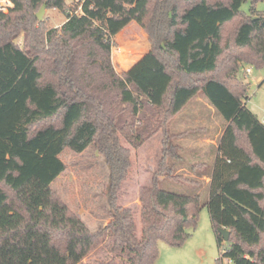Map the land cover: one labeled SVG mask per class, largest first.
Returning a JSON list of instances; mask_svg holds the SVG:
<instances>
[{"label": "trees", "instance_id": "1", "mask_svg": "<svg viewBox=\"0 0 264 264\" xmlns=\"http://www.w3.org/2000/svg\"><path fill=\"white\" fill-rule=\"evenodd\" d=\"M245 1L83 0L82 13L69 16L65 0H12L0 11V264H79L107 235L122 257L96 264H152L158 241L181 245L200 197L158 182L182 178L166 126L200 93L225 121L207 199L219 244L217 229L229 231L221 257L264 264V123L246 106V84L236 76L241 62L264 61V14L255 8L264 0H248V14ZM44 3L66 13L60 28L36 17ZM130 22L150 48L118 73L113 38ZM158 133V166L138 190V235L132 209L117 204L130 168L120 137L139 149ZM90 145L109 168L112 219L96 230L51 187L65 169L59 154Z\"/></svg>", "mask_w": 264, "mask_h": 264}, {"label": "rangeland", "instance_id": "2", "mask_svg": "<svg viewBox=\"0 0 264 264\" xmlns=\"http://www.w3.org/2000/svg\"><path fill=\"white\" fill-rule=\"evenodd\" d=\"M65 3L71 9L75 8V0H65ZM255 8L264 14V1L257 2ZM241 9L248 14L250 12V2L247 0L242 3ZM42 21L47 29L60 28L66 22V13L56 8H45ZM22 37L23 33L20 32L15 41L18 44L21 43ZM113 40L114 45L111 48L110 57L118 73L127 70L131 61H136L150 48L146 33L135 22H130L114 36ZM247 68H250L248 73H246ZM236 76L246 84V106L260 120H263L264 61L261 64L241 62ZM197 96L206 101L203 94L200 93ZM212 109L214 110L213 107ZM186 110L188 111L189 108ZM200 111L202 117L207 121L206 130L210 136L213 130L217 134L220 127H224V119L215 110L212 113L205 107H200ZM187 117V115L178 116L175 125L180 130L186 127V123H189ZM219 121L222 125L219 124ZM166 128L171 133L172 125L170 121ZM191 136L193 135H189V137ZM162 137V133L156 134L149 142L147 141V145L139 149L130 147L128 142L123 137H120V143L130 149V168L126 179L122 182L117 192V204L132 209L138 235L141 232L138 190L141 186H149L151 184L152 176H149L152 167L156 170L158 166L162 149ZM173 142L177 143L175 140ZM203 148L204 152L194 151L188 146H185V149L181 152L178 150L182 155L183 163H201L200 167L197 166L191 170L192 173H195V177L190 174L184 175L185 171L183 170L178 171L181 167L180 165H182L179 161L173 164L175 172L181 174L183 179L175 181L168 177H159L158 187L160 189L179 194L198 195L201 201V208L198 211L195 226L192 224L186 226V231L189 235L181 245L174 246L164 241H158L157 257L152 264H232L228 259L221 257V253L228 243L222 240L219 244L216 230L210 220L207 207L208 182L197 178V175L201 173H211L217 147L205 144ZM198 154L201 155L199 156L200 158L196 156ZM59 158L65 164V169L51 183L54 192L90 230H96L98 227L107 224L112 217L107 201L109 168L103 155L99 153L94 145H90L80 153L65 148L59 154ZM156 161L157 164H155ZM154 165L156 166L154 167ZM185 178L193 180L187 181L184 180ZM121 257L122 255H116L111 251V239L107 235L100 245L88 253L79 264H96L100 260L108 259L120 261Z\"/></svg>", "mask_w": 264, "mask_h": 264}, {"label": "crops", "instance_id": "3", "mask_svg": "<svg viewBox=\"0 0 264 264\" xmlns=\"http://www.w3.org/2000/svg\"><path fill=\"white\" fill-rule=\"evenodd\" d=\"M134 62H135V60L131 61V63L129 64V67ZM189 102H188L189 104L187 103L186 106H184V108H182V110H180L177 114H175L173 116V118L170 120V124L172 125V131H170L171 132L170 134L173 136L172 141L175 140L177 142L175 144L177 145L178 150L180 152L185 149V146H188L192 150L199 151V152H204L203 147L205 144H209V145L217 147V143H218L219 138L221 137V135L223 133L224 127L223 128L220 127V130L217 134H215L216 132L213 130L211 132V136H210V134L206 130V128L208 126L207 121L205 118L202 117L200 107H205L207 110H210L212 113L214 110L200 96H195ZM188 108H189V110L187 111L186 109H188ZM184 115L188 116L187 121H189V123H186V127L184 129L180 130L175 125V123H176V120L178 119V116H184ZM261 121L263 122V120H261ZM219 124L222 125L220 121H219ZM207 133H208V135H207ZM195 134H197V135L195 136ZM189 135H193V136L189 137ZM212 135H213V137H212ZM148 142H146L143 146L147 145ZM143 146H141V147H143ZM196 156L199 157L201 155L198 154ZM157 161H158V158H157ZM157 161L155 164H157ZM178 161L180 163H182V165H180L181 167L179 168L178 171L183 170V171H185L184 175L190 174L192 177H195L196 175H195V173H192L191 168L194 169V167H197V166L200 167L201 166V163H199V164L183 163L181 154H180V158L174 160L175 163ZM155 166L156 165H154V167ZM154 170L155 169H153V167H152V170H151L149 177H151L153 175ZM206 174L207 173H201V174L197 175V178L200 180H205L206 182L209 183V181H210V177L208 175L209 173L207 175Z\"/></svg>", "mask_w": 264, "mask_h": 264}, {"label": "built area", "instance_id": "4", "mask_svg": "<svg viewBox=\"0 0 264 264\" xmlns=\"http://www.w3.org/2000/svg\"><path fill=\"white\" fill-rule=\"evenodd\" d=\"M83 0H75V2H78V5L74 9H68L66 12L69 14V16L75 15V14H81L82 9H81V4L80 2ZM12 7V0H0V11L1 12H8L9 8ZM68 19L66 18V21ZM250 72V68L246 69V73ZM264 122V119H263Z\"/></svg>", "mask_w": 264, "mask_h": 264}, {"label": "water", "instance_id": "5", "mask_svg": "<svg viewBox=\"0 0 264 264\" xmlns=\"http://www.w3.org/2000/svg\"><path fill=\"white\" fill-rule=\"evenodd\" d=\"M45 8H46V4H42L41 7L39 8V10L37 11L36 13V17L38 18V20H41L42 19V16L44 14V11H45ZM217 231L221 234L222 238L227 241L228 238H229V231L225 228H222V227H219L217 229Z\"/></svg>", "mask_w": 264, "mask_h": 264}]
</instances>
